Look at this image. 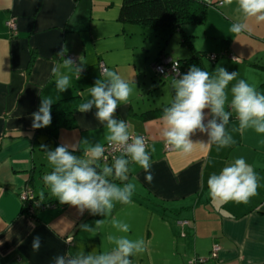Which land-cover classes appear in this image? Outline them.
Here are the masks:
<instances>
[{
  "label": "crops",
  "instance_id": "obj_1",
  "mask_svg": "<svg viewBox=\"0 0 264 264\" xmlns=\"http://www.w3.org/2000/svg\"><path fill=\"white\" fill-rule=\"evenodd\" d=\"M122 1L0 0V264H55L54 257L64 253L107 252L112 247L107 235L115 233L113 217L131 225L129 238L149 242L148 251L131 257L133 264H188L197 258L206 259L203 264H264V134L251 129L232 132L238 127L233 114L228 125L235 140L231 146L217 151L215 144H197L188 155L166 150L159 120L174 95L173 78L158 76L152 65L160 53L180 60L192 52L177 30L165 35L121 21ZM201 1L208 7L205 23L183 26L193 49L202 54L191 64L209 72L217 65L235 71L237 80L245 79L264 94V22L249 20V31L237 36L229 31L242 19L235 0L224 7L218 0ZM10 20L15 22V35ZM175 32L180 35L177 41ZM62 48L67 50L64 58L83 64L79 80L74 66L66 68L57 56ZM211 53L217 54L214 60L207 56ZM100 62L133 89L116 118L127 121L131 133L148 136L154 179L148 183L144 170L131 164L132 203H116L109 216H91L87 211L81 216L74 207L61 205L44 185L42 177L52 166L41 146L54 150L83 139L106 143L107 128L95 119L96 109L77 111L89 98V87L104 79ZM54 66L71 78L69 89L62 93L55 85ZM73 95L78 101L71 126L60 127L55 135L32 128V113L41 97H51L55 103ZM191 139L207 142L208 137L197 132ZM86 147L81 143L73 154L81 155ZM240 157L257 175L256 195L247 203H213L209 175ZM26 186L38 198L43 192L42 202L54 207L38 208L32 216L23 212L18 195ZM96 220L103 223L95 231H81V224L94 227ZM36 236L41 238L39 251L32 249ZM214 245L219 250L211 258Z\"/></svg>",
  "mask_w": 264,
  "mask_h": 264
},
{
  "label": "clouds",
  "instance_id": "obj_2",
  "mask_svg": "<svg viewBox=\"0 0 264 264\" xmlns=\"http://www.w3.org/2000/svg\"><path fill=\"white\" fill-rule=\"evenodd\" d=\"M208 2L211 3V0ZM233 2L234 0H218V6L232 5ZM235 3V11L241 14L242 19L231 24L229 31L232 34L238 36L249 31V20H254L257 24L264 22V0H235ZM66 51L62 48L57 56L62 57L66 68L71 69L74 66L76 78L79 80L83 64L77 65L72 59L64 58ZM51 71L56 78L57 90L62 93L69 89L70 76L61 74L55 66ZM173 71L176 73L171 83L174 95L163 108L159 120V134L171 150L188 155L197 144H215L217 151L231 146L235 140L228 125L233 114L238 121V127H233L232 132L251 129L258 134H264V94L258 92L245 79L237 80V72H229L220 65L213 72L192 65L186 73L180 74L178 64L173 65ZM101 75L104 79H97L89 87V98L78 105L77 111L83 114L95 108V119L107 128V146L120 154L113 156L109 165L104 163L108 160L105 145L99 142L92 143L83 139L77 143L61 144L54 150H49L45 145L41 146L52 166V171L42 177L44 185L61 205L74 207L81 216L86 211L91 216H109L116 203H132L135 185L128 182L131 164H138L144 170L148 183L154 179L151 155L145 138L131 133L130 124L116 118L118 107L122 103L127 104L132 94L130 83L115 71L105 70ZM234 80L236 83L229 88ZM52 104L51 97H41L38 110L32 113L33 129L51 125ZM197 132L205 134L208 137L207 142L194 143L191 137ZM81 143L87 147L81 155H74V152L80 151ZM207 187L213 203H247L257 193L258 179L251 166L240 157L218 174H210ZM44 198V193L41 192L40 199ZM101 223L102 220L94 221V227L81 224L80 229L82 232H93ZM111 226L115 233L107 235V240L112 245L109 251L99 254L64 253L54 257L55 264H133L131 257L148 251L149 242L145 239L129 238V223L113 217ZM41 246V238L34 237L33 251H39Z\"/></svg>",
  "mask_w": 264,
  "mask_h": 264
},
{
  "label": "trees",
  "instance_id": "obj_3",
  "mask_svg": "<svg viewBox=\"0 0 264 264\" xmlns=\"http://www.w3.org/2000/svg\"><path fill=\"white\" fill-rule=\"evenodd\" d=\"M207 9L206 3L201 0H123L119 19L123 22L150 27L165 35H169L176 30L179 31L183 43L192 52L190 58L178 60L181 68L180 74H182L187 67L192 65L191 62L199 60V57L202 56L200 52L193 49L189 36L183 31V26L205 23ZM77 101L78 96L73 95L53 103L51 106V125L37 130L55 135L60 127L71 126ZM35 197L42 202L40 198ZM22 211H26V207H22Z\"/></svg>",
  "mask_w": 264,
  "mask_h": 264
},
{
  "label": "built area",
  "instance_id": "obj_4",
  "mask_svg": "<svg viewBox=\"0 0 264 264\" xmlns=\"http://www.w3.org/2000/svg\"><path fill=\"white\" fill-rule=\"evenodd\" d=\"M8 26L10 27V32L11 35L16 34V26L14 20L8 21ZM209 59L214 60L217 57V54H208L207 55ZM70 59L75 60V58L70 57ZM178 64L179 65V73L181 71L180 64L178 60L172 59L166 54H160L159 58L156 59V61L153 63V70L154 72L160 76V77H171L174 78L176 77V73L173 71V65ZM99 69L100 72L102 73L103 71L107 70L106 65L103 62L99 63ZM134 135H142L147 143V146L149 144V138L146 134H134ZM106 152L105 154L108 156V160L104 162H112V157L113 156H118L120 153L118 152H113L110 147L107 146V142L104 144ZM165 149L169 150L170 148L165 145ZM19 199L21 201L22 207H26V212L28 215L32 216L38 208H48V207H54V204L51 202H44L42 203L40 200H38L33 191L29 188V186H26L22 188L19 192ZM219 250V246L214 245L211 251V258H215L217 256V252ZM206 262V259L203 258H197L192 261H190L188 264H203Z\"/></svg>",
  "mask_w": 264,
  "mask_h": 264
},
{
  "label": "rangeland",
  "instance_id": "obj_5",
  "mask_svg": "<svg viewBox=\"0 0 264 264\" xmlns=\"http://www.w3.org/2000/svg\"><path fill=\"white\" fill-rule=\"evenodd\" d=\"M138 28H142V27H138ZM144 28V30H147L148 32H150L151 31V28H149V27H143ZM174 38H175V41H177V40H179L180 39V35L177 33V32H175L173 35H172ZM220 53V52H219Z\"/></svg>",
  "mask_w": 264,
  "mask_h": 264
}]
</instances>
